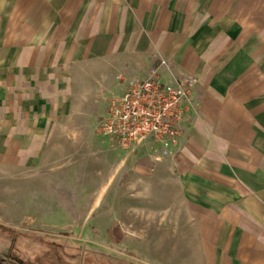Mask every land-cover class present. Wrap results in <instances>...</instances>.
Returning a JSON list of instances; mask_svg holds the SVG:
<instances>
[{"label": "crops", "instance_id": "crops-1", "mask_svg": "<svg viewBox=\"0 0 264 264\" xmlns=\"http://www.w3.org/2000/svg\"><path fill=\"white\" fill-rule=\"evenodd\" d=\"M131 55L197 82L175 169L198 210V264H264V0H0V88ZM13 132L0 124V151L24 149Z\"/></svg>", "mask_w": 264, "mask_h": 264}, {"label": "rangeland", "instance_id": "rangeland-1", "mask_svg": "<svg viewBox=\"0 0 264 264\" xmlns=\"http://www.w3.org/2000/svg\"><path fill=\"white\" fill-rule=\"evenodd\" d=\"M173 61L89 59L46 73L25 93L0 88V124L14 131L5 140L24 144L0 151L6 264H198V210L178 163L144 146L118 149L97 131L125 81L153 70L178 76Z\"/></svg>", "mask_w": 264, "mask_h": 264}, {"label": "built area", "instance_id": "built-area-1", "mask_svg": "<svg viewBox=\"0 0 264 264\" xmlns=\"http://www.w3.org/2000/svg\"><path fill=\"white\" fill-rule=\"evenodd\" d=\"M196 83L183 73L169 76L157 70L127 80L107 99L97 131L118 149L144 146L177 164L185 156Z\"/></svg>", "mask_w": 264, "mask_h": 264}, {"label": "bare ground", "instance_id": "bare-ground-1", "mask_svg": "<svg viewBox=\"0 0 264 264\" xmlns=\"http://www.w3.org/2000/svg\"><path fill=\"white\" fill-rule=\"evenodd\" d=\"M99 200H100V199H99ZM99 200H98V202H100Z\"/></svg>", "mask_w": 264, "mask_h": 264}]
</instances>
